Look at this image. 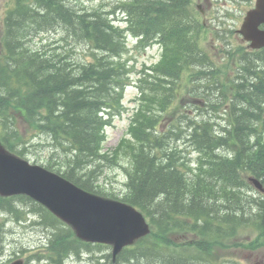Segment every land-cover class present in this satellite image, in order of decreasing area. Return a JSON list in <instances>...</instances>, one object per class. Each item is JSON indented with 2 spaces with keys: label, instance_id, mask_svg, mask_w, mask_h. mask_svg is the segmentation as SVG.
I'll use <instances>...</instances> for the list:
<instances>
[{
  "label": "trees",
  "instance_id": "trees-1",
  "mask_svg": "<svg viewBox=\"0 0 264 264\" xmlns=\"http://www.w3.org/2000/svg\"><path fill=\"white\" fill-rule=\"evenodd\" d=\"M121 9L125 27L115 23L113 11L88 9L77 0H7L0 17L1 138L24 155L29 137L21 131L22 120L62 158V168L52 161L50 168L98 193L104 192L97 189V167L127 155L128 191L122 199L146 215L152 232L126 247L117 264H240L232 259L234 248L249 236L247 248L264 243V194L247 180L253 174L264 182V48L239 47L233 56L226 50L231 63L219 67L202 47L205 27L188 0H123ZM60 31L66 43H83L89 54L78 59L73 47L52 46L53 37L32 45L41 34ZM129 34L139 37L142 47L158 40L163 53L140 73V103L129 136L104 151L106 128L123 111L131 84ZM186 73L197 107L214 108L222 123L206 118L208 111L199 113L202 118L172 111L163 130L150 105L148 77L162 86L154 98L161 112H168L179 101ZM14 200L50 217L54 226L60 222L25 195L0 196V208L23 215ZM73 234L70 227L53 233L50 257L56 263L80 246L108 247ZM94 259L112 264V253Z\"/></svg>",
  "mask_w": 264,
  "mask_h": 264
},
{
  "label": "rangeland",
  "instance_id": "rangeland-1",
  "mask_svg": "<svg viewBox=\"0 0 264 264\" xmlns=\"http://www.w3.org/2000/svg\"><path fill=\"white\" fill-rule=\"evenodd\" d=\"M122 1L123 0H77V4L79 6L83 5L88 9L95 8L104 11H113V18L117 19L122 27H125L127 24L123 21L125 17L121 10ZM188 2L192 4L196 11H198L201 21H204L206 24L201 36L203 47L209 51L210 56H212L219 67L229 65L232 56L239 51V47H247L242 36L238 33V29L242 25L246 11L250 8L249 5L253 4L254 1L188 0ZM210 2H212V4ZM6 3L7 0H0V16L4 13ZM199 5H202L203 8H205L204 15L198 8ZM63 35L62 31L58 33H43L34 39L32 45L36 47L38 46V42L40 44L43 42L45 43L48 41L49 37H53L55 41H53L54 43L52 46L59 43L60 45H65V48L67 49L73 47L75 52L71 50V53H75L78 59L85 58V56L89 54L86 45L83 43H77L76 41L73 44L70 40L66 43V41L63 40ZM128 40L130 47L128 57L130 58V65L133 67L131 77L132 84L127 87L125 92V108L113 119L112 124L106 128L104 151L113 150L118 147L123 137L129 136V126L132 114L135 111V105L140 96V89L138 86L140 73L143 70V67H150L157 63L163 53L159 44L139 47L135 37L130 35ZM228 42H230V45L232 46L228 49L231 50L233 54L232 56L230 55L229 57L224 58L222 54L218 53L226 48L225 44ZM247 51L251 52L249 49ZM216 53L217 56H215ZM89 57L90 56L87 58ZM185 75V79L182 82V90L179 94V101L176 105L171 106L168 112H161V105L159 104L158 99L154 98L155 91L157 93L163 92L162 86L159 85L158 80L154 76L148 77V88L151 93L153 92V96H150L149 98L150 105H152L153 109L160 114L163 122V130H167V125L171 124L170 114L172 111L185 112L189 115V118H195L199 113L205 114L208 111L209 113L206 118L211 116L213 120L218 121L217 123H222L221 118H218L219 112L214 108H206V110L202 112V110L197 107V104L193 103L192 95L189 93L190 75L188 73ZM209 92L214 91L210 90ZM181 101L182 104H180ZM198 117L202 118L201 115ZM19 124L21 131L25 136L29 137L28 143L26 144L27 151L23 156L32 163H38L48 167L49 162L52 161L55 162L56 169L62 168V158L53 153L50 147L47 146V141L43 140L44 137L33 136L34 133L27 130V124L22 120H20ZM183 126L187 127V122H183ZM180 141V143H184V139H181ZM187 153L192 159L197 157L195 153L191 152L190 148H188ZM128 168L129 158L124 153L121 154L117 162H105L99 165L95 176L97 181L96 184L99 186L97 189L103 191L104 195L123 198L128 191ZM18 206L21 207V211L25 212L23 216H26V218L18 220L15 218V215L13 216L12 214L6 213L0 214V222H6L4 227V238L0 240V264H9L8 259L15 253H19V257L22 256L25 260L32 256V259L28 264H53L44 260V258L38 260L33 256L38 253L45 254L47 252V245L56 228H62L64 226L59 223H57L56 226L49 224L47 220H51L50 217H41L40 212L32 211L29 206L22 205L19 201ZM29 211H32V213L27 214ZM42 221H45V223H42ZM250 240L251 238L249 236L248 239L241 242L239 247L233 249L231 255L234 257V261H238L240 264H255L257 261L264 262V243H262L259 248L249 249L246 245ZM93 245H95V243H93ZM102 249L103 250H99L93 246V248H90V251H87L86 248H84L81 252L82 256L80 258L73 256L66 264H92L95 262V257L103 256L112 251L111 245L109 247H103Z\"/></svg>",
  "mask_w": 264,
  "mask_h": 264
},
{
  "label": "water",
  "instance_id": "water-1",
  "mask_svg": "<svg viewBox=\"0 0 264 264\" xmlns=\"http://www.w3.org/2000/svg\"><path fill=\"white\" fill-rule=\"evenodd\" d=\"M264 5L248 11L240 29L251 46H264ZM264 191L256 177L249 178ZM0 194H26L69 223L85 241L113 245V264L124 247L135 243L151 231L145 215L133 204L90 192L63 175L10 151L0 138ZM13 264H23V260Z\"/></svg>",
  "mask_w": 264,
  "mask_h": 264
},
{
  "label": "flooded vegetation",
  "instance_id": "flooded-vegetation-1",
  "mask_svg": "<svg viewBox=\"0 0 264 264\" xmlns=\"http://www.w3.org/2000/svg\"><path fill=\"white\" fill-rule=\"evenodd\" d=\"M255 3H256V0L254 1V6H255ZM201 7H202V5H201ZM202 9H203V7H202ZM260 27H261L262 29H264V23H262V24L260 25ZM16 254H17V253H15L13 256H10V258L8 259V260H9L8 262H11L13 259H15V257H17ZM5 262H6V261H5ZM8 262H6V263H8Z\"/></svg>",
  "mask_w": 264,
  "mask_h": 264
},
{
  "label": "bare ground",
  "instance_id": "bare-ground-1",
  "mask_svg": "<svg viewBox=\"0 0 264 264\" xmlns=\"http://www.w3.org/2000/svg\"><path fill=\"white\" fill-rule=\"evenodd\" d=\"M45 229H46V227H45ZM68 256V255H67Z\"/></svg>",
  "mask_w": 264,
  "mask_h": 264
}]
</instances>
